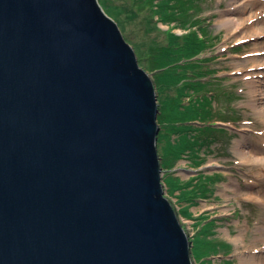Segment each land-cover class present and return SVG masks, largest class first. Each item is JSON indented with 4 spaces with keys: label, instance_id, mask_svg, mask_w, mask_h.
<instances>
[{
    "label": "water",
    "instance_id": "95a60500",
    "mask_svg": "<svg viewBox=\"0 0 264 264\" xmlns=\"http://www.w3.org/2000/svg\"><path fill=\"white\" fill-rule=\"evenodd\" d=\"M159 113L99 0H0V264H194Z\"/></svg>",
    "mask_w": 264,
    "mask_h": 264
},
{
    "label": "rangeland",
    "instance_id": "374dc122",
    "mask_svg": "<svg viewBox=\"0 0 264 264\" xmlns=\"http://www.w3.org/2000/svg\"><path fill=\"white\" fill-rule=\"evenodd\" d=\"M232 1L200 0L197 3L199 8L196 10L197 18L200 21L195 28L208 40V44L205 45L204 52L200 56L204 59L201 63V70H205L203 74L208 75L205 79L215 85L208 86L198 94L195 93L193 97H198L200 104L197 109L191 107L188 110L197 113L202 119L203 112L207 113L208 110L212 112V116L208 119L211 123L208 134L212 137L207 139L212 142V145L208 142L202 146L199 159L188 154L175 164L168 165V168H164L162 161L164 168L162 182L166 196L172 201L190 240L195 242V246L192 242L194 264H245L241 258L243 254L250 252H256L257 255L264 254V245L257 240L259 235L257 228L260 224H264V205L260 201L249 199L245 190L250 181L260 187L263 184L261 179L264 172L262 171L261 177H259L261 174H258L252 180L250 178L252 175H248V173L250 171L251 173L257 172L258 167L250 169L249 165H241L240 159L234 151L235 144L243 137L241 130L245 127L252 136L251 144L264 148L262 142L264 140L262 134L264 132V115L251 105L253 97L250 93L251 85L247 83L249 79L243 77L242 73H236L235 69V64L246 61L244 55L249 52L254 53L253 50L257 47H264V36L260 39L252 36L248 40L236 41L231 33L220 26L222 11L230 8ZM146 10L143 8L138 13L139 18ZM108 15L117 21L115 14ZM141 20L142 18L136 23L132 22L130 28L126 26L127 29L122 28L124 31L121 30L135 51L136 45L142 52L152 47L156 42L163 41L164 36L150 24L149 30L152 32L147 34L145 24ZM157 27L176 34L190 31V29H181L174 27V24H163L162 22H158ZM129 38H132V42L129 41ZM261 51L263 52L261 61L264 62V50ZM248 65L246 63L247 68L253 66V64ZM149 73L152 75L151 72ZM255 80L261 90H264V74H259ZM166 92V95L172 96L176 95L178 91L175 88H170ZM184 92L186 91L184 90ZM184 98L183 102L189 104L190 98L181 97V99ZM256 98L264 99V92H257ZM201 118L200 120H202ZM200 120H196L194 123L196 126H200L199 129L203 128L202 132H204L206 127L204 128V124H201ZM222 122L229 128L219 127L218 124L220 125ZM167 156L170 157L171 154L168 153ZM200 176L202 183L211 187L212 191L206 198H197L196 205H187L185 204L186 198L182 195L184 193L187 195L188 192L198 187L197 182ZM236 182L238 184L235 188ZM238 185H240L239 189ZM183 186H185L184 189H182ZM263 193L264 188H262ZM202 216L217 221L216 235H210L202 229V226L206 224L205 221L199 219ZM212 239L223 243L230 242L233 246L221 253H212L211 261L201 263L204 260H199L198 255L201 257L207 255L205 252L207 250L204 247L209 246L208 243Z\"/></svg>",
    "mask_w": 264,
    "mask_h": 264
},
{
    "label": "trees",
    "instance_id": "16d2710c",
    "mask_svg": "<svg viewBox=\"0 0 264 264\" xmlns=\"http://www.w3.org/2000/svg\"><path fill=\"white\" fill-rule=\"evenodd\" d=\"M199 2L200 0H100L108 14L113 13L116 15L121 29H127L126 26L130 28L132 22L136 23L137 20L142 18L141 21L145 24L147 34L152 32L149 30L150 24L156 27L159 33L164 36L163 41L156 42L152 47L142 52L135 45L140 65L153 74L158 93L160 108L158 115L160 125L158 150L164 168H168L170 164H175L188 154L199 159L201 158L202 146L208 142L212 145V142L207 140L212 137L208 134L211 126L205 124L210 123L208 119L212 116V112L209 110L207 113L203 112L202 119L197 113L188 110L191 107L197 109L200 104V99L193 97L195 93L198 94L208 86L215 85L205 79L208 75H204L203 71L205 70H201V63L204 59L200 56L203 54L208 40L195 28L200 21L196 13L199 8L197 3ZM143 8L147 10L139 18L138 13ZM158 22L174 24V27L190 29V31L188 30L183 34L163 31L157 27ZM122 30L124 31V29ZM129 41L132 42V38H129ZM170 88H175L178 91L177 94L166 95V91ZM181 97H189L190 103L183 102L185 98L181 99ZM196 120L204 123V128L206 127L204 132H202L203 128L199 129L200 126L195 125ZM168 153L171 154L170 157L167 156ZM167 160H169L168 163H166ZM197 183L198 187L196 189L191 190L187 195L186 193L182 195L186 198L185 204L196 205L197 198H206L210 195L212 188L202 183L201 176L198 177ZM184 188L185 186L182 189ZM199 219L206 222L205 226H202L206 233L213 236L217 234L215 232L217 221L204 216ZM191 241L195 246V242ZM208 244L209 246L204 247L207 250L205 251L207 255H204L205 257L198 255L199 260H204L201 263L211 261L210 256L212 253H221L233 246L230 242L223 243L213 241V239ZM194 257L197 258L196 255Z\"/></svg>",
    "mask_w": 264,
    "mask_h": 264
},
{
    "label": "bare ground",
    "instance_id": "6f19581e",
    "mask_svg": "<svg viewBox=\"0 0 264 264\" xmlns=\"http://www.w3.org/2000/svg\"><path fill=\"white\" fill-rule=\"evenodd\" d=\"M229 7L230 8L222 11V19L219 24L222 28L226 29L228 33H231V35L236 38V41L248 40V38H252V36L260 39L264 36V0H233ZM261 50H264V47H257L253 50L254 53L249 52L247 55H244L246 61L235 64V69L236 73H242L243 77L249 79L247 83L251 85L250 93L253 97L251 105L264 115V99L256 98L257 92H264V90H261L260 86L257 85V80H255L259 74H264V62L261 61L263 60V52ZM246 63L249 65L253 64V66L247 68ZM241 131L243 137L235 144L234 151L239 157V163L241 165H249L250 169L255 166L258 167L257 172L251 173L250 171L248 173V175H252L250 178L254 180L255 176L261 174L259 176L261 177L262 171L264 172V148L253 147L250 141L252 136L247 132L248 130L246 127ZM262 134L264 136V132ZM262 142L264 143V140H262ZM261 180L264 184V176ZM237 184V182L234 184L235 188ZM263 184L259 187L255 185L254 182L250 181L249 184L246 185L245 190L249 199L260 201L264 205V193L262 194V188H264ZM239 188L240 185H238V189ZM257 234H259L257 240L264 245V224H260L257 228ZM241 258L245 264H264L263 253L261 255H257L256 252L245 253Z\"/></svg>",
    "mask_w": 264,
    "mask_h": 264
},
{
    "label": "flooded vegetation",
    "instance_id": "af4514ba",
    "mask_svg": "<svg viewBox=\"0 0 264 264\" xmlns=\"http://www.w3.org/2000/svg\"><path fill=\"white\" fill-rule=\"evenodd\" d=\"M231 95V94H230ZM222 129V128H221Z\"/></svg>",
    "mask_w": 264,
    "mask_h": 264
}]
</instances>
